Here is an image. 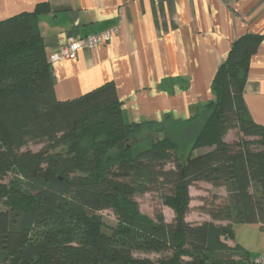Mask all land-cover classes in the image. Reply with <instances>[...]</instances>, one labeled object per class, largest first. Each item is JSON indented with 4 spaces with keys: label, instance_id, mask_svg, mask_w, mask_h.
I'll list each match as a JSON object with an SVG mask.
<instances>
[{
    "label": "trees",
    "instance_id": "16d2710c",
    "mask_svg": "<svg viewBox=\"0 0 264 264\" xmlns=\"http://www.w3.org/2000/svg\"><path fill=\"white\" fill-rule=\"evenodd\" d=\"M48 11L38 3L0 20V264H250L226 241L236 224L264 228V125L243 99L261 37L232 42L181 160V144L164 128L137 147L132 139L149 134L151 122L123 120L112 82L56 99L38 27ZM28 143L41 147L23 149ZM199 183L224 195L198 206L209 220L194 224L186 220L189 188ZM147 193L172 210L171 220L161 209L153 220L140 214L136 196ZM164 250L171 254L157 260L133 254Z\"/></svg>",
    "mask_w": 264,
    "mask_h": 264
},
{
    "label": "crops",
    "instance_id": "0c3cea01",
    "mask_svg": "<svg viewBox=\"0 0 264 264\" xmlns=\"http://www.w3.org/2000/svg\"><path fill=\"white\" fill-rule=\"evenodd\" d=\"M38 3L49 6L38 18L48 55L69 40L117 28L108 44L50 63L56 99H73L112 82L126 123L151 122L144 133L159 136L164 128L170 138L186 140L185 148L213 98L212 78L232 42L258 35L243 99L252 120L264 125V0H0V20ZM179 127L191 130L184 136L175 133ZM165 209L173 213L164 206V214ZM186 220L193 222L188 214ZM237 225L250 235L237 243L234 233L226 243L240 246L250 264L259 257L264 264V228Z\"/></svg>",
    "mask_w": 264,
    "mask_h": 264
},
{
    "label": "rangeland",
    "instance_id": "374dc122",
    "mask_svg": "<svg viewBox=\"0 0 264 264\" xmlns=\"http://www.w3.org/2000/svg\"><path fill=\"white\" fill-rule=\"evenodd\" d=\"M193 129L194 126H193ZM191 130L187 127H179L177 129H174L175 133L177 134H181L183 133L184 136L187 134V131ZM153 134H145L144 137H150ZM159 137L162 136V133L158 134ZM236 135V131L235 130H229L227 132V134L225 135L226 139H233ZM142 137L138 138L137 140L132 139L133 142L137 143V147L140 148L141 146H144V141H142ZM149 141V140H148ZM146 142V141H145ZM186 140L183 141V143H181L179 141V143L181 144V149L178 153V156L181 160H183L188 152V149H186V145H185ZM148 144V143H147ZM146 144V145H147ZM41 147V144H35V143H28L23 149H30L32 151H37L39 150ZM11 174L9 175L8 179L10 178ZM190 191V195H191V201H190V210L188 213V217L189 219H191V221H193L192 223H201L203 221H205L206 219H208V216L205 215L203 212H201V210H199L198 206L196 205H201L202 203H211V202H218L222 199V196L220 195L224 190L221 189H217V188H213L211 187L209 184L206 183H199V184H195L194 186H191L189 188ZM136 200L138 202L139 205V211L140 214L142 216H144L147 219H154V210H162V207L159 206V201L157 199V196L155 194H151V193H147V194H143V195H138L136 196ZM163 211H164V207H163ZM165 219L167 221H169L170 219H172V215L171 212H168L169 210L165 209ZM102 219L104 220L106 225H114L116 223V219L113 213H111L108 210H104L102 212H100ZM241 225H237L234 226V228H236V234L237 237L234 238L235 242H239L243 241L245 238H243L244 236H249L250 234L247 233L246 235V231L240 230L237 227H240ZM242 227H246V226H242ZM134 257H136V259H142V258H148L151 260H157L162 256L165 255H170V251H165L164 252H155V251H145V252H139V251H134L133 252Z\"/></svg>",
    "mask_w": 264,
    "mask_h": 264
},
{
    "label": "built area",
    "instance_id": "2783aa9c",
    "mask_svg": "<svg viewBox=\"0 0 264 264\" xmlns=\"http://www.w3.org/2000/svg\"><path fill=\"white\" fill-rule=\"evenodd\" d=\"M117 31L116 27H112L102 32H96L83 37L69 40L62 45L57 51L48 55L50 63L61 61L64 59H74L78 51L82 49H92L99 46L106 45L110 42L112 35ZM261 257L255 259L253 264H260Z\"/></svg>",
    "mask_w": 264,
    "mask_h": 264
},
{
    "label": "water",
    "instance_id": "95a60500",
    "mask_svg": "<svg viewBox=\"0 0 264 264\" xmlns=\"http://www.w3.org/2000/svg\"><path fill=\"white\" fill-rule=\"evenodd\" d=\"M152 137H153V138H155L156 136H155V135H153ZM138 138H141V137H136V140H137ZM142 138H145V137H142Z\"/></svg>",
    "mask_w": 264,
    "mask_h": 264
}]
</instances>
